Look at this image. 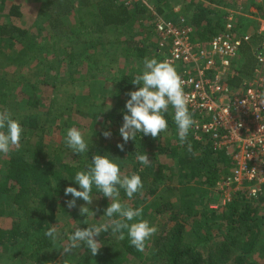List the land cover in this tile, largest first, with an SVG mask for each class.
<instances>
[{
  "label": "trees",
  "instance_id": "1",
  "mask_svg": "<svg viewBox=\"0 0 264 264\" xmlns=\"http://www.w3.org/2000/svg\"><path fill=\"white\" fill-rule=\"evenodd\" d=\"M42 1L44 9L38 13V18L47 23L51 32L44 37L8 22L21 17V8L0 0V68H3L2 64L27 67L26 73L20 72L21 81L16 84L6 82L0 73V112L8 110L12 119L19 121L24 129L20 146L13 147L4 156L0 154V264H16L22 260L26 264H51L58 258V245L45 232L53 228L60 216L74 217L82 223L67 207L66 201L71 197H66L64 190L69 186L79 190L72 179L97 154L111 155L124 175L141 176L142 192L129 200L121 190V200L131 207H142V218L157 231L142 252L130 246L127 238L119 240L110 233H101L97 237L101 242L97 254L92 256L83 246L85 253L81 261L74 264H127L133 261L141 264H256L250 258L264 247L259 242L264 226L263 200L250 201L245 193L238 192L224 207H209L218 198L213 192L217 183L230 176L233 169L225 150L214 151L208 137H203L204 145L193 141L190 130L188 142L193 151L188 152L187 144L182 145L179 141L171 109L166 115V132L156 138L138 136L136 141L125 144L123 151L117 147L123 143L119 128L129 98L127 93L139 87L131 83L140 72L136 65L143 67L146 57L162 60L157 45L150 39L153 36L160 42L155 33L158 17L180 24L177 21L179 13L173 11L178 0ZM204 1L207 3L192 1L189 11L185 8L180 12L182 17L188 18L184 20L192 28L191 40L205 46L224 27L225 13L221 14L219 6H237L240 1L235 4L228 0ZM256 7L260 8L259 5ZM243 8L242 13H250ZM244 18L240 17L241 22H247L251 30L250 21ZM39 30H43V25ZM245 46L236 67L240 77L235 76L227 82L232 89L238 88L243 78L251 77L254 62L250 46ZM113 47L114 51L118 48L125 62V68L115 82L119 100L110 108L109 117L104 119L113 124L115 141L104 143L100 140L82 159H76L77 154L71 161L51 155L44 132L60 120L66 126V113L59 111V100L55 95L51 106L44 107L41 89L51 87L58 92V81L63 84L67 78L73 82L72 78L85 66L91 97L95 77L104 73L108 66L106 63L101 65V58L108 60ZM98 48L102 50L100 53L96 51ZM8 51L12 52L7 54ZM49 57H53L52 60ZM31 61L36 62L33 68H29ZM94 71L97 72L93 75ZM50 77L54 79L50 80ZM56 105L59 115L53 117ZM42 110L45 112H41L40 119L37 111ZM136 152L146 153L149 165H141L135 159ZM93 198L95 210H100L102 217L109 201L95 190ZM103 219L78 227L86 228L103 222ZM64 263L69 264L66 261L60 264Z\"/></svg>",
  "mask_w": 264,
  "mask_h": 264
},
{
  "label": "built area",
  "instance_id": "2",
  "mask_svg": "<svg viewBox=\"0 0 264 264\" xmlns=\"http://www.w3.org/2000/svg\"><path fill=\"white\" fill-rule=\"evenodd\" d=\"M255 1L260 8L247 15L240 2L227 9L223 29L205 46L191 40L192 28L183 19L174 24L158 17L155 23L168 62L181 68L195 120L192 140L204 145L203 137L210 138L213 150H225L233 164L231 175L213 190L221 200L213 209L224 207L238 192L264 202V0ZM240 17L250 21L251 30L240 32ZM244 45L250 46L254 62L251 77L232 89L227 82L240 77L235 63Z\"/></svg>",
  "mask_w": 264,
  "mask_h": 264
},
{
  "label": "clouds",
  "instance_id": "3",
  "mask_svg": "<svg viewBox=\"0 0 264 264\" xmlns=\"http://www.w3.org/2000/svg\"><path fill=\"white\" fill-rule=\"evenodd\" d=\"M139 86L137 90L127 93L122 114V124L119 128V136L123 143L117 147L123 151L124 145L129 141H136L137 137L151 136L156 138L168 129L166 115L172 110V118L176 125L179 141L187 144V151L192 152V144L188 142L190 130L195 125V120L188 107V97L184 91L183 81L174 65L156 58H145L143 68L131 81ZM24 129L19 121L12 119L8 110L0 112V154H8L13 147H19ZM105 139L112 136L110 130L103 131ZM65 145L73 154L83 156L88 154L91 137L76 127L66 131ZM111 155H94L90 163L83 170L77 171L72 181L78 185L67 187L64 190L68 208L76 207L77 200H82L91 205L94 198L93 192L107 198L109 204L99 219L103 222L93 223L86 228H80L75 232L65 229L69 246L64 251L80 249L84 246L92 256H95L101 247L97 237L101 233H110L119 240L127 238L130 246L137 251H144L146 243L156 233L157 228L142 218V207H131L121 200V190L130 200L144 187L139 174L124 175L121 167ZM135 159L144 166L149 165L150 160L146 153H135ZM213 209V208H212ZM81 215L94 216L88 207H80ZM45 235L57 239L60 233L55 228H50Z\"/></svg>",
  "mask_w": 264,
  "mask_h": 264
},
{
  "label": "rangeland",
  "instance_id": "4",
  "mask_svg": "<svg viewBox=\"0 0 264 264\" xmlns=\"http://www.w3.org/2000/svg\"><path fill=\"white\" fill-rule=\"evenodd\" d=\"M192 1L194 3H207L204 0H178L177 7L179 10H177L175 13H179L177 17V21L181 22V19L187 20L188 18L182 17L181 12L183 9L186 8V11H189L188 6H190V3L192 4ZM232 3H236L237 1H240L241 7H244V10H249L255 8L258 3L255 0H228ZM6 5H19L22 6L23 14L20 18L16 19H10L8 22L11 24H14L20 28L26 29L29 32H31L33 35H41L42 37L46 35H51L50 29L47 25V23L42 22V20H39L38 13L43 11L44 5L42 0H5ZM236 8V5H228V6H219V10L222 13H225L227 9ZM181 11V12H180ZM223 15V14H222ZM72 20V18H70ZM45 23V24H44ZM40 25H43V30H39ZM241 29L243 32L248 31L249 27L247 22L242 23ZM124 39V38H121ZM136 39H139V36L136 37ZM40 41L43 39L39 38ZM150 42L153 45H157L158 51L160 53L161 61H167L168 59L166 57V48L162 43L156 41V39L151 36ZM115 47V46H114ZM114 47L112 51H110L109 56L107 57L108 60H103V57L101 58V65L103 66V63H106L108 66L105 69V72L102 74H97L95 77V85L93 93H91V97H89V90L90 85L87 82L88 73L86 71L85 66L83 69H81L80 74H76L74 76L73 82H70L67 80H64V83L62 84L59 81L57 82L58 86H60V90L58 92L57 89L53 91L51 87L43 88L42 90V101L44 103V107H50V102L52 101L54 95L59 100L58 106L60 107L61 113L65 114L64 121L67 122L66 126L62 125V120H60V123L57 122L55 126H52L51 128H47L44 132V139L48 146V151L51 155H60L62 159L66 161L74 160L75 155L71 152L70 149L67 148V146L64 143L65 137H66V131L69 128L76 127L79 128L86 137H91V144L89 151H92L98 144L100 140H104V143H110L114 142L115 138H113V132H115V128H113V124L110 122H105L104 119L109 117V110L115 105V101L119 100L116 97L115 94V82L116 78L118 77V74L120 71H123L125 68V62L123 57L120 56L118 48ZM117 47V46H116ZM246 46L244 45L241 49V53L243 48ZM97 52L102 51L101 49H96ZM9 52V51H8ZM12 52V51H11ZM11 52L7 53L10 54ZM91 51H89L90 53ZM100 53V52H99ZM112 55V56H111ZM119 57L116 62L115 58ZM111 57V58H110ZM53 57H49V60H52ZM240 60V58H239ZM238 60V62H239ZM238 62L235 63V66L237 67ZM36 62L33 63L31 61L29 63V68H33L36 65ZM3 68H0L1 76L4 77V80L8 82L9 84H16L17 82L21 81V75L20 72L23 71L26 73L27 67H12L7 66L6 64H2ZM177 72H181L180 65L177 64L174 65ZM44 67V66H42ZM21 68V69H16ZM143 67L142 65H136V69L141 70ZM97 71L93 72V75ZM53 76L54 74L51 73ZM54 77H50V80H53ZM59 79V77H58ZM18 88L15 90V94L17 93ZM58 106L53 108V117H56L58 114ZM80 112H77V111ZM32 111V110H31ZM23 111H21L22 113ZM33 112V111H32ZM45 112V110L37 111V115L40 119H42V113ZM95 115L97 117L95 118ZM68 118V119H67ZM110 130L112 133V136L108 139H105L102 135L103 131ZM4 156V154H2ZM84 156H76V159H82ZM215 194V193H214ZM216 195V194H215ZM88 207L89 211L94 212L95 215L91 216V214L87 215H81L80 213V207ZM216 206H221V200L220 198L214 199L210 204V208H214ZM262 208H264V204L261 205ZM96 204L92 202L91 205L85 204L82 200H77L76 207L71 208V210L74 212L75 216L79 217V219L82 220V223L87 222H95L99 221L101 218V212L100 210H95ZM220 209V208H216ZM58 211V210H57ZM264 214V212H263ZM1 222V221H0ZM79 221H77L74 217H59L57 222H54L52 225L53 228L57 230V232L60 233V236L55 239L54 241L58 245V258L55 259L51 264H60L63 261L68 262L69 264H74L78 260L81 261L82 255L85 253V248L83 246L80 247V249H73L70 252H65L64 249L69 246L67 236L64 235L65 229H67L69 232H75L79 230L80 228L78 226L83 225ZM261 235L259 242L264 245V226L261 227ZM51 255V254H50ZM250 260L254 261L256 264H264V247H260L250 258ZM6 264V263H3ZM16 264H26L24 260L20 263ZM66 264V263H64ZM127 264H141L138 261H133L131 263Z\"/></svg>",
  "mask_w": 264,
  "mask_h": 264
},
{
  "label": "crops",
  "instance_id": "5",
  "mask_svg": "<svg viewBox=\"0 0 264 264\" xmlns=\"http://www.w3.org/2000/svg\"><path fill=\"white\" fill-rule=\"evenodd\" d=\"M21 8V14H23V10H22V6L20 7ZM178 9V7H174L173 11L176 12ZM179 12V11H178ZM242 22H240L241 24ZM240 32H242V30L240 29Z\"/></svg>",
  "mask_w": 264,
  "mask_h": 264
}]
</instances>
